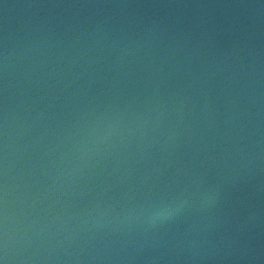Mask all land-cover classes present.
<instances>
[{
	"label": "water",
	"instance_id": "95a60500",
	"mask_svg": "<svg viewBox=\"0 0 264 264\" xmlns=\"http://www.w3.org/2000/svg\"><path fill=\"white\" fill-rule=\"evenodd\" d=\"M0 264H264V0H0Z\"/></svg>",
	"mask_w": 264,
	"mask_h": 264
}]
</instances>
